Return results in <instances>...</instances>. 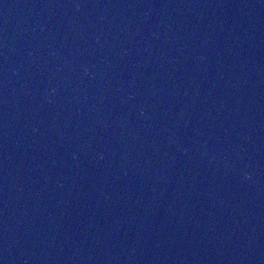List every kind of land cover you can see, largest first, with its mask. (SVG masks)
Returning <instances> with one entry per match:
<instances>
[{
	"label": "water",
	"instance_id": "obj_1",
	"mask_svg": "<svg viewBox=\"0 0 264 264\" xmlns=\"http://www.w3.org/2000/svg\"><path fill=\"white\" fill-rule=\"evenodd\" d=\"M0 264H264V0H0Z\"/></svg>",
	"mask_w": 264,
	"mask_h": 264
}]
</instances>
